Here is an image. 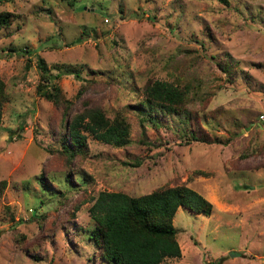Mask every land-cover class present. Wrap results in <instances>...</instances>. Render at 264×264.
Masks as SVG:
<instances>
[{"label":"rangeland","instance_id":"obj_1","mask_svg":"<svg viewBox=\"0 0 264 264\" xmlns=\"http://www.w3.org/2000/svg\"><path fill=\"white\" fill-rule=\"evenodd\" d=\"M1 12L12 16L0 27V264H101L86 238L97 193L180 184L212 211L176 209L180 256L166 264H264V0H0ZM37 57L69 117L90 105L121 112L130 144L87 136L66 160L62 110L36 92ZM147 80L199 84L187 107L221 143L185 141L175 116L142 121Z\"/></svg>","mask_w":264,"mask_h":264},{"label":"trees","instance_id":"obj_2","mask_svg":"<svg viewBox=\"0 0 264 264\" xmlns=\"http://www.w3.org/2000/svg\"><path fill=\"white\" fill-rule=\"evenodd\" d=\"M66 1L69 5L74 2ZM9 16L12 15L0 13V27L9 24ZM18 51L29 52L23 49ZM35 64L39 71L37 94L62 110L58 152L66 160L83 154L82 147L87 136L115 147L130 144L129 124L121 112H115L109 117L101 107L90 105L82 107L69 117L71 103L62 97L55 80L57 75L49 73L41 58L37 57ZM217 65L222 72L230 73L231 67L224 59ZM198 87L199 84H190L181 89L177 84L166 81L147 80L141 86L142 99L136 105L137 113L142 121L154 127L162 125L161 119L165 116L177 117L184 126L181 132L185 141L221 143L218 138L201 129L197 114L187 107L189 102L199 99ZM6 100L0 80V116ZM197 174L206 175L203 172ZM37 180L42 190L52 194L43 174ZM65 181L68 183L69 179ZM178 207L204 216L212 211L211 203L185 184L157 188L139 196H129L117 191H99L88 207L93 225L86 234V238L94 246L96 259L101 264H166L165 259L178 258L180 249L175 238L176 229L172 225V218Z\"/></svg>","mask_w":264,"mask_h":264}]
</instances>
